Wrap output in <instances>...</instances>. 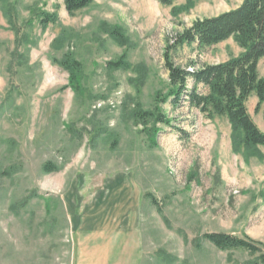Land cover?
Listing matches in <instances>:
<instances>
[{
    "label": "rangeland",
    "instance_id": "obj_1",
    "mask_svg": "<svg viewBox=\"0 0 264 264\" xmlns=\"http://www.w3.org/2000/svg\"><path fill=\"white\" fill-rule=\"evenodd\" d=\"M133 1L93 0L68 15L62 0H0V264H73L67 201L87 203L119 174L141 192V264L257 258L216 249L202 239L212 233L247 237L264 254V148L233 153L225 118L205 117L184 97L161 101L170 90L166 54L188 72L242 54L233 38L203 49L174 45L195 21L242 0ZM38 13L57 22L42 28ZM65 54L81 66L75 87L55 63ZM121 59L125 70L108 66ZM257 72L264 79V59ZM245 106L264 133L256 97ZM137 109L161 113L171 126L143 130ZM47 163L58 171L45 173Z\"/></svg>",
    "mask_w": 264,
    "mask_h": 264
},
{
    "label": "trees",
    "instance_id": "obj_2",
    "mask_svg": "<svg viewBox=\"0 0 264 264\" xmlns=\"http://www.w3.org/2000/svg\"><path fill=\"white\" fill-rule=\"evenodd\" d=\"M158 4L171 7L174 0H155ZM191 7L193 0H186ZM93 0H62L68 15H74L92 4ZM174 11V8H172ZM36 18L42 28L57 22L55 14L38 13ZM12 24V20H9ZM111 34L120 42L121 34ZM233 38L243 51L237 58L224 63L207 65L188 72L176 67L168 55H165V69L168 73L170 90L161 99L162 103L170 101L178 104L185 98L189 107L199 111L207 118L222 117L231 129V147L233 153L240 149L247 154L256 153L264 148V133H261L249 116L245 103L254 95L257 99L256 110H261L264 120V79L258 76L257 67L264 59V0H242L241 5L233 10L213 18L197 20L190 28L179 35L175 46L196 45L197 48H210ZM69 75V84L77 86L81 66L68 54L55 62ZM112 69H126L123 59L109 63ZM192 83L187 90L188 82ZM202 87L205 93L197 91ZM134 120L143 130H150L157 125L171 126V121L161 113L134 110ZM152 123L153 128H148ZM152 131V130H151ZM47 174L58 169L50 163L43 167ZM151 203L156 200L148 196ZM202 239L220 251H243L250 256H257L254 261L245 264H264L261 243L251 239L236 238L224 233L205 234Z\"/></svg>",
    "mask_w": 264,
    "mask_h": 264
},
{
    "label": "crops",
    "instance_id": "obj_3",
    "mask_svg": "<svg viewBox=\"0 0 264 264\" xmlns=\"http://www.w3.org/2000/svg\"><path fill=\"white\" fill-rule=\"evenodd\" d=\"M67 201L73 264H141V192L122 174L106 177L87 203Z\"/></svg>",
    "mask_w": 264,
    "mask_h": 264
},
{
    "label": "bare ground",
    "instance_id": "obj_4",
    "mask_svg": "<svg viewBox=\"0 0 264 264\" xmlns=\"http://www.w3.org/2000/svg\"><path fill=\"white\" fill-rule=\"evenodd\" d=\"M135 2V4H138V6L140 5V1L139 0H134L133 3ZM135 6V5H134Z\"/></svg>",
    "mask_w": 264,
    "mask_h": 264
}]
</instances>
